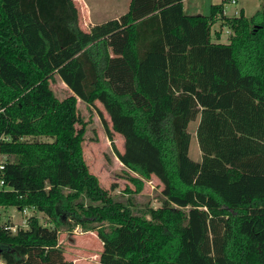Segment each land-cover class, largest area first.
I'll return each mask as SVG.
<instances>
[{"label": "trees", "instance_id": "trees-1", "mask_svg": "<svg viewBox=\"0 0 264 264\" xmlns=\"http://www.w3.org/2000/svg\"><path fill=\"white\" fill-rule=\"evenodd\" d=\"M226 1L130 0L85 30L74 0H0V207L48 219L0 220V264H75L60 233L77 225L103 243L95 264H264V7L228 15ZM78 99L124 137L113 148L137 190L162 183L160 206L135 213L101 186Z\"/></svg>", "mask_w": 264, "mask_h": 264}, {"label": "rangeland", "instance_id": "rangeland-1", "mask_svg": "<svg viewBox=\"0 0 264 264\" xmlns=\"http://www.w3.org/2000/svg\"><path fill=\"white\" fill-rule=\"evenodd\" d=\"M78 6L80 14V24L83 29L89 30L96 23H101L112 18L119 17L128 10L130 0H74ZM222 0H185V5L189 11H198L208 13L210 4L220 3ZM264 7V0H238L237 4L226 2L224 4L225 12L228 15H235L244 11L246 16H252L257 10ZM238 10L237 12H235ZM219 22L212 26V33L215 34L219 28ZM229 28H223L221 34L222 41H228ZM54 93L59 98L69 96L72 91L64 81L56 77L50 83ZM107 119L110 127H112L111 119L103 105L97 101ZM78 107L80 115L86 124L85 137L82 142L83 157L89 167V170L95 174L100 181L102 187L108 190L115 199L126 201L129 198L131 207L135 213L141 214L143 209L147 207H157L161 205L162 183L157 177L145 179L143 187L137 190V184L125 176V168L119 158L116 156L113 144L121 151H124V137L118 132L113 131L114 141L108 137L106 127L98 114L97 109L90 108L86 103L78 99ZM198 119L193 120L189 124L191 132L190 156L197 161L202 158V152L199 147L196 128ZM80 124H78V127ZM43 140H50L48 137H42ZM7 158V154L0 152V161ZM136 174L135 172H133ZM137 175V174H136ZM113 184L116 187L113 188ZM132 190V191H127ZM2 216L0 220L10 219L15 224H25V219L29 216L36 215L40 221L47 222L45 213L27 208L20 210L15 206L0 207ZM150 218L149 215H147ZM60 241L66 249L65 255L69 259H73L78 264H95L100 257L103 249V243L98 237L95 230L86 231L83 226L77 225L72 231L63 230L60 233Z\"/></svg>", "mask_w": 264, "mask_h": 264}, {"label": "built area", "instance_id": "built-area-1", "mask_svg": "<svg viewBox=\"0 0 264 264\" xmlns=\"http://www.w3.org/2000/svg\"><path fill=\"white\" fill-rule=\"evenodd\" d=\"M226 2H230L232 4H237L238 0H227ZM225 2V3H226ZM238 10H236L235 12H237ZM239 14V13H238ZM6 159H3L2 161H0V169H2L4 167V162ZM5 183V181L3 179L0 180V185H3ZM23 210H27V207H25ZM2 216V209L0 208V217ZM30 217V216H29ZM28 217V219H29ZM28 219H25V224H23V226H27L28 225ZM13 231L15 232L17 230V224L14 226H12Z\"/></svg>", "mask_w": 264, "mask_h": 264}, {"label": "crops", "instance_id": "crops-1", "mask_svg": "<svg viewBox=\"0 0 264 264\" xmlns=\"http://www.w3.org/2000/svg\"><path fill=\"white\" fill-rule=\"evenodd\" d=\"M130 3V2H129ZM214 3V2H213ZM193 12H198V11H193ZM61 242V241H60ZM62 243V242H61ZM66 250V249H65ZM66 252V251H65ZM73 260V259H72ZM74 261V260H73ZM75 264H78L77 262L74 261ZM81 264H85V262H81Z\"/></svg>", "mask_w": 264, "mask_h": 264}]
</instances>
